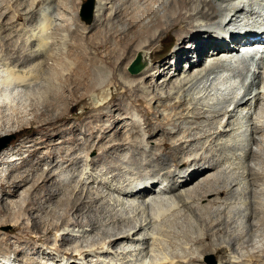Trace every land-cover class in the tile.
<instances>
[{"label": "bare ground", "instance_id": "obj_1", "mask_svg": "<svg viewBox=\"0 0 264 264\" xmlns=\"http://www.w3.org/2000/svg\"><path fill=\"white\" fill-rule=\"evenodd\" d=\"M131 1L139 9L129 13L132 16L126 21L128 32L120 38L122 51L127 53L139 43L137 57L141 58L144 67L138 73L139 77L118 74L122 86L111 84V103L116 110L89 116L92 121L86 129L94 141L86 142V150L96 149L101 153L85 167L90 172L79 181L85 186L84 191L78 190V184L73 185L83 167L79 161L81 157L74 156L79 149L74 145L59 147L56 151L57 140L53 132L69 119L61 106L67 96L60 80L73 73L75 88L71 90L68 85L69 91L67 89L72 95L81 88L88 90L99 86L96 83L100 79H94L95 70L89 67L99 60L87 58L92 63L87 65L83 58L67 53V35L56 50L57 46H53L44 32L36 39L37 55L33 65L29 64L26 55L24 59L12 53L4 58L6 62L0 70L1 127L7 126L8 122L3 119L9 121V110L15 106L17 94H23V100L29 102L34 95L29 92L37 91L40 97L36 103H41L44 108L36 120L38 126L30 129L33 135L22 142L21 148H27L34 158L44 157L53 163L38 176L35 167L18 173V167L13 164L17 159L13 156L21 149L6 150L1 154L0 165L8 167L0 172V189L3 191H0V230L12 226L11 234L16 240L12 241L10 234L0 233V254L12 251L20 264H45L38 260L41 253L40 247L36 246L38 243L56 240L59 243L56 250L61 252L71 243V237L85 238L89 234L86 230L77 233L67 227L91 224L95 230H92L89 246L82 244L76 251L64 252L78 258L79 264H110L111 261L106 259L113 255V250L116 254L119 251L126 253L124 262L120 263L118 259L116 264L196 263L198 260L186 251L184 256L175 249L171 252L166 246L168 242L172 246L179 236L190 243L210 241L202 253H209L214 247V251L225 259L222 264H264V0H174L167 7L164 0ZM142 1L148 5H139ZM156 4L163 5L166 14L156 16L153 25H145L141 30L136 22L155 13ZM104 5L103 0H97L96 21L103 14ZM187 8L188 12L184 14L183 10ZM50 13L47 2L40 13L42 29L48 28ZM156 27L164 28L163 31L183 29L180 38H190L189 51L185 53L176 48L172 60L159 66L152 65L158 39L154 33ZM9 38L11 41L12 35ZM108 41L95 43L96 50L99 52ZM2 61L0 57V64ZM167 69L169 72L162 76ZM151 78L156 79L153 93H149L151 89L148 88L154 83ZM121 95L124 99H119ZM152 95L159 101L162 98L171 101L169 105L162 102L160 107L174 112L156 123L149 117L151 110L144 112L147 130L152 133L163 128L177 117V110L188 107V112L178 114V117L198 124L197 134L189 128L186 132L192 144L207 136L211 143L207 152L193 151L194 155L183 159L186 140L173 139L171 134L164 133L155 145L167 152L169 158L162 161L155 156L150 146L153 135L144 139L141 134L134 133L133 129L139 125L132 113L133 106L147 104V96ZM105 104H98L94 110H100ZM124 114L127 123L119 126L121 130L111 139L114 143L104 144L108 133L117 128ZM225 116L228 119L223 123L221 118ZM126 126L131 129L127 130ZM79 129V126L67 124L66 132L75 134ZM15 131V127L9 126L8 130L0 131V135ZM81 139L74 135L59 144H77ZM95 141H98L97 145ZM194 148L200 149L195 145ZM57 168H65L68 175H52ZM31 176L34 181L29 188ZM66 180L68 184L64 182ZM185 210L190 214L186 218L191 216L196 230H174L178 225L176 220L182 219L180 214ZM99 235L101 241L96 237ZM130 242H142L143 246L135 263L126 261L134 252L129 251ZM224 244L231 246V255L225 256ZM139 245L141 247V243ZM28 247L38 253L28 252ZM103 254L108 255L106 259H102ZM40 255L46 256L45 253ZM54 260L48 255L47 262Z\"/></svg>", "mask_w": 264, "mask_h": 264}, {"label": "rangeland", "instance_id": "obj_2", "mask_svg": "<svg viewBox=\"0 0 264 264\" xmlns=\"http://www.w3.org/2000/svg\"><path fill=\"white\" fill-rule=\"evenodd\" d=\"M173 1L174 0H164V2H166V7L168 5H171L173 3ZM47 2L50 3V12H51L50 13L51 14L50 19H51V22L48 24L47 29H42L40 13H41V10L43 9V7L47 5ZM86 2H87V0H23V1L22 0H0V57L3 58V61L0 64V70H3L2 64L4 62H6V60H5L6 56L8 54L12 55V53L16 57L20 56L24 59L26 58V57H23L24 55L29 56V58H27L29 60V64L33 65L34 61L36 62V55H37V53L35 52V50H36L35 49V42H37L36 39L38 38V36L43 34V32L46 36H49V40L52 42V44H54L53 46L54 47L57 46L56 50L58 48V44H60L62 42L63 37H65V35H67L68 40H69V44H68L67 50H66L67 53L76 54L80 58H83V60L85 61V63L87 65L92 64L91 61H89V60H92V58L98 59L100 61V62L98 61V63L93 62L94 64L92 66H89V67H92V69H94L95 72L96 71L98 72V69H99L98 73L94 72V74H95L94 79L95 78L97 80L100 79V81H98L99 83L98 82L96 83V85H99V86L93 87L92 89H88L89 91L87 90V88L86 89L81 88L77 92L76 95L69 94L67 92V89L69 91L70 86L72 87V88L70 87L71 90L73 89V87L75 88V81H74L73 73H72V76H71V74H69V75L67 74L68 76H65V80H63V78L62 79L60 78L61 79L60 80L61 85L66 89V96H67L65 101L61 104V106L69 114V119L66 122V124L60 123L59 126H57L54 129L53 134L55 136V140H57V144H56L57 147L55 148V150L56 151L59 150L60 149L59 147H70V146L71 147L76 146L79 149L77 151V153H75L74 156H76L77 158L81 157V159L79 158L80 159L79 161H81V163H82L81 165L83 167H82V171L77 174V175H79L78 181L76 180V183L73 184V185H77V184L79 185V188H78L79 191L86 190L85 186H83L81 183L79 184V181H81L83 179V177L87 173L90 172V171L88 172V169L86 170L85 167L90 164V161L98 159V156L101 153V151L96 150V149H91L89 151L86 150V145H85L86 142H88V144H89V143L94 141V138L92 136H90V132H88L86 129V125L90 121H92L90 117L94 114L99 115L100 113H106V112H110L111 110L112 111L116 110V108L111 103L112 102L111 101V93L113 91V88H111L112 87L111 84L112 83H118L119 85L121 84V86H122L123 83L120 79V75L125 73V74H128L129 76H132V77H134V76L139 77L140 76V74L139 75L138 74L133 75L129 72L130 64L137 58V54H138V52H137L138 48L137 47H139V43L134 44L132 49H129L127 51V53H124L122 51L123 46H122L121 40H120V38H122V35L128 32V27H127L128 23H126V21H128V19H130V17L132 16V14H129V13H131L130 11L134 10L135 8L139 9L138 8L139 6L135 5L136 3L133 4L131 0L130 1L129 0H107V1L103 0V2L106 4V5H104L106 10L105 9L101 10V12L103 11L102 12L103 14H101L103 16L100 15L98 21H96L97 17H96V10H95V16H94L93 21L90 24H87L82 20V17H81L83 5ZM143 4H144V1L139 3V5H143ZM147 5L148 4H144L145 7ZM96 7H97V0H96ZM7 9H8V11H6ZM164 9H165V7L163 5L156 4L155 5V13L147 16V18L146 19L144 18V20H142L141 22H136L137 27L138 28L140 27V29L143 30V29H145L144 28L145 25H153L156 16H164L166 14L167 11H164ZM125 11L128 13H126ZM186 12H188V8L183 10L184 14H186ZM125 14H127V15H125ZM100 17H102V18H100ZM99 21H101V22H99ZM169 22L170 21H168V23ZM186 25H188V21L186 22ZM165 26H166L165 28H167V25H165ZM163 29L164 28L156 27L154 30V33H157V35H158V39L155 42V52L153 54L152 65H156V66L161 65L165 61L172 60L174 57L173 53H174L176 48H180L183 52L185 51V53L189 51L187 48V45L190 42V38H183V40L180 38V35L184 32L183 29L174 28V29H170L169 31H163ZM10 35H12V37H13L11 41L9 38ZM108 39H109V41H108ZM110 39L112 40V42ZM103 41L104 42L108 41V43H107L108 45H104L100 49L101 52L100 51L98 52L96 50V47H95L96 44L95 43H97V42L102 43ZM57 53L60 55L59 51H57ZM83 53H84V55H83ZM81 56H83V57H81ZM112 56H114L115 58H112ZM116 57H118V58H116ZM24 59H22V60H24ZM30 61H32V62H30ZM52 63L53 62L50 61V64H52ZM94 65H95V67H94ZM184 65L185 64L183 63V67H184ZM183 67L181 66V69ZM102 68L104 69V71H101ZM116 68L119 71L116 70ZM173 68H175V67H173ZM169 70L170 69H167L163 73L162 76H165L169 72ZM122 71H124V72H122ZM98 74H99V77H96V76H98ZM118 74H120V75L118 76ZM117 77H119V78H117ZM136 79L139 80V78H136ZM95 80H94V83H95ZM152 82H154V83H152ZM151 83H152V85H148V88L151 89V91L149 93H153L154 88H152V86H154L156 84V79L151 78ZM63 84H65L66 86ZM68 85H69V87H68ZM107 85H108V87H106ZM33 92H32V94H31V92H29V94L31 96L34 94L32 97L30 96L31 99H29V102H26L25 100H23V99H25V97H23V98L21 97V96H23V94L22 95H21V93L17 94L18 100L16 99L17 101L15 102V106L10 108V110H9V113H11L9 121L6 118L3 119L4 121H6L10 124L7 123V126L4 125V127H1L2 123L0 122V131H2L3 129L8 130L9 126H11V127L13 126L16 129L15 132H10L9 134L3 135V136L0 135V146L7 141V138L13 137V139L11 140L8 147L5 148L0 153V156L6 150H9V151L15 150L16 151V149L18 150L20 148L21 149L20 153H18L16 156H13L14 159H17V160H15V162H13V164L18 167L17 169L19 171H17V172L18 173L19 172H26L27 170L29 171L32 167H35L36 168V174L38 176L39 174L42 173V171L44 169L48 168V166L51 163H53V161H51L50 159L44 160V157L42 159H39L36 157L34 158V157L30 156L29 150L27 148H25V147L21 148L22 142H24V140L26 141L28 138H30V136L33 135V133L31 132L30 129H32V128L35 129L38 126V123L36 120H38V117L41 116V110L44 108L43 105H40L41 103L40 104L36 103L39 100L38 98L40 97V94H37V91H33ZM83 95H85V97ZM82 97H84V98H82ZM35 98L37 99L36 101H35ZM119 99H124L123 95L119 96ZM146 100H147V104L133 106L134 109H132L133 110L132 113H134V119L137 121V123L139 125L136 129H133V131L135 134H136V132L141 134L144 139H149L153 135L152 136V137H154L152 139L153 142H151L150 146H152L151 150L153 151V153L155 152V156L160 157V160H162V161L167 160L169 158V155L167 154V152L165 153L163 150L157 149V145H155L156 144L155 142L156 141L158 142V140L161 137V134H164V133L171 134L173 136V139H175V138H181L182 139L183 138L184 140H186L185 144L183 145V148L186 150L187 155L185 153H183L181 155V158H183L184 156H185L184 158H186V156L192 155V154L194 155L197 152V150H199L198 151L199 154L207 152V149L210 147V144H211L210 139L207 138V136H205L204 138H202L200 140H197L195 142V144L194 143L192 144L191 138L188 136V133L186 132V129L189 128V129H191V132L193 134H197L198 133V127H197L198 124H195V123L192 124L191 122H189L187 120L179 119V117H178V114L187 113L188 107L183 106L180 110H177L178 111V114L176 115L177 117L175 119H173V121L168 123L166 126H164L163 128L157 129L152 133H151V131H148L147 125L145 124L147 116L145 115L144 112L151 110L152 113H151V115L149 114V117L151 119H153L154 122L156 123V121H158L159 119L162 120V118L164 119L165 116L174 112V110L173 109H165L163 107H160L162 102H165L168 105L171 103V101H168V100L163 101V100H165L163 98H162V100L159 101L158 98L154 99V95H152L149 97L147 96ZM79 101H81V102H79ZM25 103H27L28 105ZM100 103H106L104 105L105 107L102 106L100 110L95 111L94 108H96L97 105ZM158 106H159V110H157ZM90 111H91V113H90ZM126 116L127 115L124 114L123 118L119 121L117 128L113 129L114 131L111 130L108 133V137H106L104 144L109 145V144L114 143V142H112L113 140L111 141V139H114L117 135V132L119 130H121V129H118L119 126L123 125V124L125 125L127 123L128 119ZM88 117H89V119H88ZM222 118H221V120H223V123L226 122L225 120L228 119L227 116H225V118H223V119ZM106 119L107 118H105V120ZM67 124L79 126L80 129L75 134L71 133V132H66ZM63 127H64V129H63ZM130 127L128 128L126 126L127 130L131 129ZM97 132H98V130H96V134H98ZM74 135L77 138L78 137L82 138L79 143H77V144L76 143H74V144H69V143L59 144L61 141L72 138ZM127 136H129V134H127ZM94 143L97 145L98 141H95ZM194 145L200 149H195ZM154 148H155V150H154ZM190 150H192V153ZM193 151H195V153ZM227 155H229V154H227ZM169 163H171L170 165H172V166L174 165V163L171 159H170ZM7 167H8L7 165L1 164L0 165V172H2L1 170H3V169L7 170ZM73 168H75V167L73 166ZM184 168L189 169V167H187V166H185ZM64 169L63 168H57L56 170L52 171V175L63 173V176H67L68 171L65 172ZM106 172H108V171H106ZM92 173L94 174V171H92ZM32 179H33V176L30 177V181L28 184L29 188L33 184L34 180H32ZM64 182L67 184L69 183L68 180H66ZM157 185H155V186H157ZM142 188H144V186ZM0 191H2V189H0ZM0 194H1V192H0ZM183 215H185V216H183ZM189 215L190 214L186 210H185V212H181L180 217L182 219L180 221L182 224L180 223L179 220L178 221L176 220V223L179 225V228L177 227L178 226L177 225L174 228V230H179V229L181 230L182 228H183L182 230H196V228H194L195 224L192 225L193 219L191 218V216H190V219L188 217L189 220L186 218ZM185 222H186V224H185ZM189 224H190V226H189ZM183 225H185V226H183ZM243 225H244V223L242 224V226ZM181 226H183V227H181ZM67 228L70 230L75 229V231L77 233H79V231L82 232V231L86 230L87 232H89V234H87L85 236V238L71 237L72 238V240L70 241L71 243L64 246L63 247L64 250H62L61 252H58L56 250V247L59 246V243L56 240H53L51 243H46V242L38 243L36 246L40 247L41 253L46 254V256L40 255L41 253L39 252L40 254L37 256L39 262H42L45 264H52L54 262H56L57 264H67V262H68V264H73V263L79 264V263H81V261L78 258L69 257L64 252L76 251V250H78L79 246H80L79 249L82 248L81 247L82 244L85 246H89V244L92 240L91 237L93 236L92 230H95V229L91 224H84L83 226L67 227ZM186 228H188V229H186ZM13 229L14 228L12 226L7 225V226H4L1 228L0 233L10 234V236L12 237V241H15L16 240L15 235L11 234V231L13 232ZM54 237H55V235L52 236L53 239H54ZM96 237L99 238L98 239L99 241L102 240V237L100 235L96 236ZM165 240H167V239H165ZM174 240L176 242L174 241L172 246L168 245L169 242L166 243L167 244L166 246L170 247L169 249L171 250V252L173 251V249H175L174 251L177 250L176 251L177 253H180L181 255H184V256L186 255V253L184 251H186L188 254L191 255V257H194L198 260L194 264H222L223 261H225V259L221 255L217 254L214 251V249H215L214 247L212 248L213 251H210L209 253L208 252L202 253L203 249L207 248L210 245V241H205L203 243H195V242L190 243V242L184 240L183 237H180V236ZM167 241H170V239ZM140 243H141V247H139ZM140 243H132V244H131V242L129 243V246H128L129 251L133 250L134 252H132V255H128L129 258L127 257L126 261L130 260V261H133V263L136 262V258H138L139 254H140V250L143 247L142 242H140ZM187 244H189V245H187ZM192 244H193V246H192ZM174 246H178V247L175 248ZM223 246L225 247V251H226L225 256L231 255V253H232L231 246H229L227 244L226 245L224 244ZM187 247H188V249H187ZM28 248H27L28 252H32V251L36 252L34 248H32V249H31V247L29 249ZM136 248H137V250H136ZM170 250L168 252H170ZM195 250H196V253H195ZM103 251L104 250H101V252H103ZM112 252H113L112 253L113 255L109 256L110 257L109 259H106V257L108 256L107 254H103L102 259H106L108 262L111 261L110 264H116L120 261H121L120 263L124 262V259L126 258L125 252L119 251L118 254H116V252L114 250ZM36 253H38V252H36ZM48 255H49V257H51L52 259H55V260L47 262ZM43 256L47 257V258L44 259ZM94 256L96 258L98 257L97 254ZM14 257H15V259H14ZM95 257H93V260L96 259ZM4 258L5 259L7 258L9 260V262H8V260L5 261ZM3 259L5 262L3 261ZM111 259H114V261ZM118 259H119V261H118ZM73 260H75V261H73ZM0 262H1L0 264H2L3 262H4V264L5 263H7V264L8 263L20 264V262L17 261L15 254L12 253V251L8 252V253H1L0 254Z\"/></svg>", "mask_w": 264, "mask_h": 264}, {"label": "water", "instance_id": "obj_3", "mask_svg": "<svg viewBox=\"0 0 264 264\" xmlns=\"http://www.w3.org/2000/svg\"><path fill=\"white\" fill-rule=\"evenodd\" d=\"M95 10H96V0H87V2L83 5V10H82V20L90 24L95 16ZM143 65L141 63V58L137 57L129 66V72L133 75L138 74L142 69ZM13 137L7 138V141L0 146V153L8 147L10 144L11 140Z\"/></svg>", "mask_w": 264, "mask_h": 264}]
</instances>
